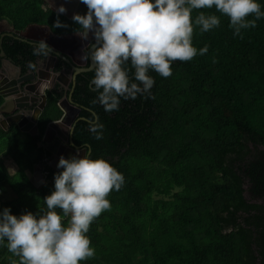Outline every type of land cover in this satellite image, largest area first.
<instances>
[{"label":"trees","instance_id":"16d2710c","mask_svg":"<svg viewBox=\"0 0 264 264\" xmlns=\"http://www.w3.org/2000/svg\"><path fill=\"white\" fill-rule=\"evenodd\" d=\"M258 2L264 10V0ZM0 20L19 31L48 26L59 36L79 29L40 0H0ZM57 20L67 27H56ZM193 45H207L208 52L174 62L168 78L150 71L155 79L150 95L121 97L118 111L106 112L93 102L95 71L77 76L72 100L81 113L74 142L90 158L108 160L125 178L107 197L111 209L91 224L87 235L95 255L81 264H256L252 229L237 226L239 213L249 207L236 163L251 155L250 144L264 146V18L238 36L223 16L210 31L194 26ZM1 46L25 70L38 60L27 42L6 38ZM129 76L136 82L134 69ZM72 87L73 81L66 92H48L38 136L16 125L0 126V210L10 208L18 216L46 209L44 198L62 169L48 164L51 155L40 143L49 124L64 118L60 101ZM3 103L0 94V108ZM93 123L103 124L102 139L90 131ZM8 165L16 171L10 173ZM38 165L45 175L40 188L30 179ZM232 226L235 230L227 232ZM257 235L264 242V232L258 229ZM6 243L0 244V264L19 259ZM259 252L264 261V249Z\"/></svg>","mask_w":264,"mask_h":264},{"label":"clouds","instance_id":"9594fccd","mask_svg":"<svg viewBox=\"0 0 264 264\" xmlns=\"http://www.w3.org/2000/svg\"><path fill=\"white\" fill-rule=\"evenodd\" d=\"M87 13L73 15L82 39L93 34L91 59L97 100L106 112L118 111L120 98L135 100L151 93L154 71L163 78L172 75V64L188 62L208 52V46L193 45L194 26L207 32L227 17L234 35L254 28L264 18L258 0H81ZM214 11H210L213 10ZM67 9L63 6L59 12ZM197 14L193 18V12ZM219 13V15H217ZM250 17H254L250 19ZM56 27H67L59 20ZM53 49L36 41L34 55L49 56ZM215 62V61H214ZM130 64V68L127 67ZM35 69L36 65L29 63ZM134 69V80L129 72ZM103 124L93 123L95 139L103 138ZM62 169L54 178V191L44 198L46 209L14 215L0 210V244L18 261L12 264H81L95 255L87 235L91 224L111 209L107 198L119 191L125 178L105 158L92 159L85 153L71 159L61 156ZM44 173V172H43Z\"/></svg>","mask_w":264,"mask_h":264},{"label":"flooded vegetation","instance_id":"af4514ba","mask_svg":"<svg viewBox=\"0 0 264 264\" xmlns=\"http://www.w3.org/2000/svg\"><path fill=\"white\" fill-rule=\"evenodd\" d=\"M40 1L42 2L43 7L47 8V9L59 10V8L61 6L65 7L67 9V11L65 13H67L69 17H72L71 14L74 15L76 13H80V11L84 8H85V10L87 9V6L84 3H82L81 0H79V2H78V0H40ZM10 34H11L10 29H4L0 25V43H1V45L3 44L4 39H6V38L15 39V38L9 37ZM90 37L92 38L91 44H93L95 42L94 36L90 35L89 38ZM1 45H0V48H1L2 52L0 54V58H1V60H0V78H2L3 76H4L3 78H7V75L15 74L16 70L12 69L10 67L7 68V66L3 65L5 60L11 61L13 64H14V62H13V60H11L9 58V56H7V54H6L5 58L1 57L2 53L5 52ZM85 52L88 55V53H87L88 48H85ZM52 57H53V55L51 53L47 57L44 55L38 56V60L35 63V65H36L35 69H37V68L38 69L36 70L35 77L30 82L33 85H35L34 87L36 88V90L40 91V90L45 88V93H46L47 99H48V92H50V91H53V90L57 91L58 90L59 92H62V91L66 92L67 90H69L70 84H71L69 82H72V81H70V79H72V77L70 75H68V73H67V71L69 70L68 67H70V69L73 71V75H74V70L72 69V67L69 64H67L63 59H55L54 60V59H52ZM82 60L83 59H81V61ZM59 63L63 67L60 70L57 69V66L59 65ZM14 65H16V64H14ZM18 66L21 67L20 65H18ZM83 67L86 68L88 66H83ZM39 70H41V72H39ZM29 71L31 72V71H35V70L28 66V68H26V70H24V72L27 73ZM92 71H94V69ZM54 75H55V77H54ZM61 75H65V77L69 78V82H68L69 85L65 84V82L61 80V78H60ZM2 80L3 79H1V81ZM45 82H48V83L46 84ZM26 83H28V82H26ZM23 91H24V89H23ZM64 94L66 95V93H64ZM37 97L40 98V100L37 101L36 104H32L30 107L25 108V112H26V110H29L31 113H33L35 108L37 106H39L40 103H42L44 101L43 96L35 95V98H37ZM66 98L67 97L65 96L60 101L61 108L65 107V110L67 111V114L65 115L64 108H62L64 111L63 121L61 120L62 124L50 127L49 135L53 134V136H54V134H55V136L50 139V142L46 143L45 146L43 144H41L42 142L40 143V146L43 147L46 151L49 152V150H51V151L55 152L54 154L49 152L51 155V157L48 158V164L49 165L53 161H58L61 156L67 157V151H66V149H63L62 146H65V147L70 146L71 137H69V134H70V136L72 134V139L74 142V130H75V126L78 122V118L80 116L81 109H80V112L77 113V111L75 109L68 107L64 103V100ZM73 104L75 105L74 102H73ZM7 106L10 109V111H12L11 116L19 115L20 112L22 111L21 109H18V108L14 109V111H13V106L11 104H9ZM77 108H79V107H77ZM58 122H60V121L53 122V123H58ZM15 125L16 124H14L13 126H15ZM73 128H74V130L72 132ZM47 130H48V127H47ZM65 136H68V141L63 139V137H65ZM58 140L61 142L60 144L57 143ZM75 145L78 147V150L76 153H80L81 151L85 150L84 148H80L77 144H75ZM250 148H251V155H249V156H251V160H248L249 156H247L244 158V160H238L236 163V167H237L236 170L241 177L242 188L244 189V197H245L246 201L248 202V207H249L248 211L239 213L240 218L238 219L237 226L242 224L244 227L252 229L253 237H252V243L251 244H252L253 254L258 256V259L256 260V264H264V261H263L262 257H260L261 255L259 252V250L263 251L264 242L257 240V238H258L257 230L259 229V231L264 232V146L258 145L256 147L253 144H250ZM44 183H45V181H44ZM249 220L253 222L252 227L247 226V223L249 222ZM235 228L232 226L228 230L227 229L226 230H227V232L228 231L230 232L232 230H235ZM256 241H258V242L256 243ZM259 242L262 244L261 248L258 245Z\"/></svg>","mask_w":264,"mask_h":264},{"label":"water","instance_id":"95a60500","mask_svg":"<svg viewBox=\"0 0 264 264\" xmlns=\"http://www.w3.org/2000/svg\"><path fill=\"white\" fill-rule=\"evenodd\" d=\"M78 2H79V0H78ZM51 10L55 13L67 16L68 18L73 17L72 14H71L72 17H69L68 14L65 12L61 13V12H59V10H56V9H51ZM34 26H39V27L43 26V28H42L43 30L40 29L38 31L41 38L31 37V36L25 34V31L28 29V27L24 31H19V30H16L13 26H11V29H10L11 34L9 35V37L27 42L33 46H35L36 41L44 40L53 49V53H51L53 55L52 59H54V60L55 59H63L67 64H69L72 67V69L74 70V75H73V79H70V81H73V87L71 89V93L69 94V97H67L64 100V103L68 107L75 109L77 111V113H79L80 108H77L73 104L72 93L76 87L77 76L79 74L92 71L95 67V64L92 62L91 54H90L91 53V45L90 44H91L92 38L90 37L91 39L88 38L87 40H84L77 33H74V34H77L75 36H73L71 34V36L68 35L65 37H60L59 35H56L51 30V28L48 26H44V25H34ZM46 31L49 32V35L51 36V38H49L48 35H46V33H45ZM51 34H53V35H51ZM92 35L93 34H91V36ZM85 48H88V55L85 52ZM1 57L5 58L6 53L3 52ZM81 59H83V60L81 61ZM88 64H90V65L88 66ZM3 65L7 66V68L10 67L12 69H15L16 73L13 75L12 74L7 75V78H3L4 76L2 78H0V94L4 98V103L0 108V112H2L3 108L9 104H11L13 106V111L16 108L21 109L22 111L20 112V114L16 115V116H11L12 111L9 112V118L6 119L8 125L11 127L14 124H16L22 130V132L29 134L33 137L37 136L40 134L39 133V127H38L39 119H40L42 113L44 112V110L47 106V96L45 93V88L39 91V90H36V88L34 87L35 85L30 83L31 80L35 77L36 70L38 68L34 69L35 71H31V72L29 71V72L25 73L24 72L25 68L23 66L19 67L18 65H14L11 61L5 60ZM83 66H88V67L85 68ZM39 72H41V70H39ZM54 77H55V75H54ZM60 78L63 79V78H68V77H65V75H61ZM1 79H3V80L1 81ZM26 82H28V83H26ZM45 83L47 84L48 82H45ZM23 89H24V91H23ZM35 95L43 96L44 101L42 103H40V105L35 108L33 113H31L29 110H26V112H25V108L30 107L32 104H36V102L40 100V98H38V97L35 98ZM64 111H65V115H66L67 111L65 109H64ZM62 121H63V119H62ZM62 121H60L58 123H50L49 124L48 130H46V132L42 138L41 144H43L45 146L46 143L50 142V139L55 136V134H54V136H53V134L49 135L50 127L62 124ZM73 130H74V128L72 129V132H73ZM69 137H71L70 146L69 147L62 146L63 149H66V151H67V157H65L66 159H71L76 154V152L78 150V147L73 142L72 134H71V136L69 134ZM63 139L68 141V136L63 137ZM57 143L60 144L61 142L58 140ZM49 152L53 153V154L55 153L51 150H49ZM84 152L86 153V150H84ZM34 175H38L40 184L36 185L33 180H31V181L34 183V185L37 188H40V186H42L44 181H45L43 168L41 166H38V167L36 166L35 170H34Z\"/></svg>","mask_w":264,"mask_h":264},{"label":"crops","instance_id":"0c3cea01","mask_svg":"<svg viewBox=\"0 0 264 264\" xmlns=\"http://www.w3.org/2000/svg\"><path fill=\"white\" fill-rule=\"evenodd\" d=\"M45 9L47 10V8H45ZM49 10H51V9H49ZM70 19H72V18H70ZM0 25L4 29H11V25H10V23L7 20H0ZM34 25H37V24H33V25L28 26V29L25 31V34H27V35H29L31 37L41 38V36H40V34H39L38 31L40 29H42L43 26L42 27H39V26H34ZM45 33H46V35H48L49 38H51V36L49 35V32L48 31H46ZM51 35H53V34H51ZM68 35L71 36V34H68ZM68 35H62L60 37H65V36H68ZM72 35L75 36L77 34H74L73 33ZM9 112H11V111L8 108V106H5L3 108V111L0 112V126L3 129H5V130H8L10 128L9 125H8V123H7V121H6V119L9 117ZM8 169L10 170V173H12L11 171H16V168L13 167V166H11V165L10 166L8 165ZM28 175H30V173H28ZM30 179H31V177H30Z\"/></svg>","mask_w":264,"mask_h":264},{"label":"rangeland","instance_id":"374dc122","mask_svg":"<svg viewBox=\"0 0 264 264\" xmlns=\"http://www.w3.org/2000/svg\"><path fill=\"white\" fill-rule=\"evenodd\" d=\"M87 13V9L85 10V8L84 9H82L81 11H80V13L79 14H81V15H84V14H86ZM91 35V33L89 34V36ZM62 81H64L65 82V84H68V82H69V78H63V79H61ZM70 83V82H69ZM69 85V84H68ZM64 109H65V107H63ZM77 154H79L81 157L85 154V152L84 151H81L80 153H76V155ZM75 155V156H76ZM7 156L4 154L3 156H2V159L4 160V162L5 163H7V164H9L10 163V160L8 159V158H6ZM58 162H59V160L58 161H53V162H51L50 163V166L52 167V168H54V169H60V168H58L57 167V165H58ZM38 166H40V165H38ZM37 166V167H38ZM42 167V166H41ZM32 174V173H31ZM30 177H31V180H33L34 182H35V184L36 185H38V184H40V181H39V177H38V175H34V173L32 174V175H30ZM44 180H45V178H44ZM44 184V183H43ZM41 187V186H40ZM7 195H4V199L5 200H7ZM155 199H156V197H155Z\"/></svg>","mask_w":264,"mask_h":264},{"label":"built area","instance_id":"2783aa9c","mask_svg":"<svg viewBox=\"0 0 264 264\" xmlns=\"http://www.w3.org/2000/svg\"><path fill=\"white\" fill-rule=\"evenodd\" d=\"M0 194H1V192H0Z\"/></svg>","mask_w":264,"mask_h":264}]
</instances>
